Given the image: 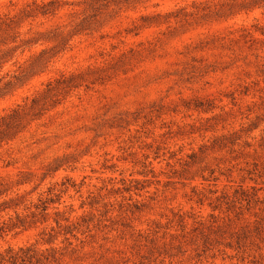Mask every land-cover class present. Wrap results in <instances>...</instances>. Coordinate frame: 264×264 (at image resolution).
I'll list each match as a JSON object with an SVG mask.
<instances>
[{"label":"clouds","instance_id":"1","mask_svg":"<svg viewBox=\"0 0 264 264\" xmlns=\"http://www.w3.org/2000/svg\"><path fill=\"white\" fill-rule=\"evenodd\" d=\"M0 264H264V0H0Z\"/></svg>","mask_w":264,"mask_h":264}]
</instances>
